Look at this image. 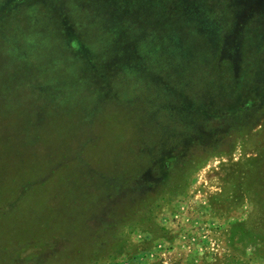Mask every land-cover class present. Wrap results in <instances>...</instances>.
<instances>
[{"label": "rangeland", "instance_id": "374dc122", "mask_svg": "<svg viewBox=\"0 0 264 264\" xmlns=\"http://www.w3.org/2000/svg\"><path fill=\"white\" fill-rule=\"evenodd\" d=\"M0 111L3 133L16 124L17 137L34 136L41 121L93 158L112 137L133 135L173 169L190 163L187 195L168 192L150 219L155 233L129 230L116 243L113 206L130 200L89 185L86 169L56 204L54 182L34 180L27 195L26 182L0 179V264H45V231L72 250L94 240L98 264H264L227 245L252 206L222 218L208 205L225 165L264 153V0H0ZM178 171L173 184L186 185ZM120 245L131 256L106 254Z\"/></svg>", "mask_w": 264, "mask_h": 264}, {"label": "trees", "instance_id": "16d2710c", "mask_svg": "<svg viewBox=\"0 0 264 264\" xmlns=\"http://www.w3.org/2000/svg\"><path fill=\"white\" fill-rule=\"evenodd\" d=\"M31 119L34 118H28V121ZM18 128L19 125L16 124L8 125V131L3 133V125L0 123V179H10L14 184L18 181L26 182L23 183L21 192H27V195L31 193L30 187L34 180L54 182L58 189L51 197L56 204L59 203L60 187L68 186L64 196L71 197L73 192H76L75 185L86 169L85 176L89 177V185L96 186L97 183H102L103 185H100L104 189L102 190L104 195L116 198L127 194L125 196L130 200L123 208L113 206L114 211L118 209L122 211L118 216L112 211L110 217V226L116 230L113 236L115 243L123 241L130 234L129 230L131 232L141 230L152 236L155 233L152 229L156 224L152 225L150 219L171 200L169 196L174 190H178L174 195L176 198H184L187 195L189 172L186 166L190 163L178 164L173 169L174 160L167 159L162 162V152H157L152 144L147 145L141 137L114 136L108 140L110 145L108 152L93 158L80 151L79 147H75L76 139L67 135L65 128H61L63 130L59 134L55 132L46 134L42 132L43 124L40 121L34 136L29 135L32 138L25 133L17 137L14 131ZM9 131H12L14 137H10ZM17 167H21L20 171ZM24 168L29 170V174L24 173ZM177 171L181 181L186 185L178 181L177 184L181 187L173 184ZM222 172V192L210 198L209 210L215 216L227 218L245 204L252 206L253 212L248 221L235 224L228 229L227 245L232 252L243 254L250 252L249 260L253 258L264 260V153L258 154L257 160L251 157L239 162H229ZM7 174L10 175L6 176ZM137 190H140L137 194L138 199L133 195ZM170 190L171 194L168 193ZM153 198L155 199L151 202ZM55 210L60 211V206H56ZM60 239H65L60 238V233L45 231L42 242L48 245L45 264H58L62 256L67 260L66 264L99 263L100 247L94 240L91 239L85 245L72 250L68 245L58 246ZM21 245L23 243L19 244L18 250H23ZM124 249L121 245L114 246L106 254L109 257L120 254L131 256V252ZM8 250L6 247L3 248L5 253ZM36 254L32 255V258ZM73 256L76 257L72 259ZM245 261L246 257L240 256L233 258L231 264H246ZM129 264H133L132 258Z\"/></svg>", "mask_w": 264, "mask_h": 264}]
</instances>
